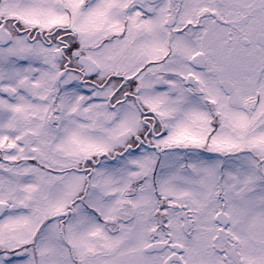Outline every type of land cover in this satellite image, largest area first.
Returning <instances> with one entry per match:
<instances>
[{
  "label": "snow or ice",
  "instance_id": "obj_1",
  "mask_svg": "<svg viewBox=\"0 0 264 264\" xmlns=\"http://www.w3.org/2000/svg\"><path fill=\"white\" fill-rule=\"evenodd\" d=\"M0 264H264V0H0Z\"/></svg>",
  "mask_w": 264,
  "mask_h": 264
}]
</instances>
